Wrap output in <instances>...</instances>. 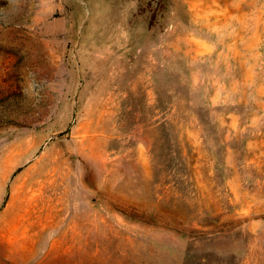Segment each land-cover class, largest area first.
<instances>
[{
    "label": "rangeland",
    "instance_id": "374dc122",
    "mask_svg": "<svg viewBox=\"0 0 264 264\" xmlns=\"http://www.w3.org/2000/svg\"><path fill=\"white\" fill-rule=\"evenodd\" d=\"M0 264H264V0H0Z\"/></svg>",
    "mask_w": 264,
    "mask_h": 264
}]
</instances>
